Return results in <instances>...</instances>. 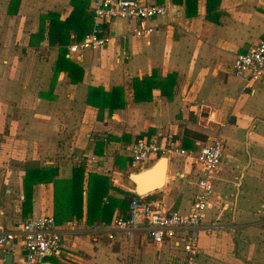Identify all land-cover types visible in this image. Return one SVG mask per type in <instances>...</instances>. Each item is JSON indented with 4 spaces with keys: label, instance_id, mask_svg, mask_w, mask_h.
<instances>
[{
    "label": "crops",
    "instance_id": "0c3cea01",
    "mask_svg": "<svg viewBox=\"0 0 264 264\" xmlns=\"http://www.w3.org/2000/svg\"><path fill=\"white\" fill-rule=\"evenodd\" d=\"M150 1L169 6L153 35L138 37L134 22L117 19L105 25L109 44L71 53L92 29L91 0H0V228L54 215L65 245L61 257L49 258L54 264H187L178 239L156 244L144 224L129 236L100 226L126 215L139 194L129 178L138 137L198 152L220 136L224 154L193 264H264V80L251 88L233 73L236 56L264 38V0ZM153 74L168 80V93L157 85L151 98L136 99L134 80ZM93 88H122L124 106L90 104ZM162 158L163 185L142 195L186 214L200 169L171 154L142 170ZM49 165L62 185L84 170L81 216L63 202L56 216L54 183L36 184L24 212L27 167ZM93 175L106 178L93 184L108 185L102 206L115 207L91 220ZM8 253L24 264L21 242L0 254V264Z\"/></svg>",
    "mask_w": 264,
    "mask_h": 264
},
{
    "label": "built area",
    "instance_id": "2783aa9c",
    "mask_svg": "<svg viewBox=\"0 0 264 264\" xmlns=\"http://www.w3.org/2000/svg\"><path fill=\"white\" fill-rule=\"evenodd\" d=\"M91 1L92 29L82 41L71 44V53L109 44L113 36L105 30V25L117 19L134 22V35L149 37L158 30L157 25L153 24L155 18L166 15L169 10L167 4L150 0ZM233 73L251 88L264 80V38L236 56ZM130 153L133 171L147 167L152 157H167L171 154L184 157L185 164L191 170L200 169L191 207L186 214L166 212L160 201L135 194L126 215H118L111 224L103 222L100 227L121 229L129 236L134 228L144 224L147 234L156 244L178 239V244L187 254V264H193L199 248L203 218L212 205L215 172L223 158L224 140L220 136L215 137L198 152H194L176 142L164 144L148 137H138L131 144ZM110 237L114 236L110 234ZM19 242L24 253V264H54L49 258L61 257L65 253L64 238L52 214L30 216L18 228H0V254Z\"/></svg>",
    "mask_w": 264,
    "mask_h": 264
},
{
    "label": "trees",
    "instance_id": "16d2710c",
    "mask_svg": "<svg viewBox=\"0 0 264 264\" xmlns=\"http://www.w3.org/2000/svg\"><path fill=\"white\" fill-rule=\"evenodd\" d=\"M157 76L151 75L143 79H135V98L136 99H149L151 98L152 88L155 86H162L163 93H168L167 90V81L157 82ZM167 82V83H166ZM122 93V88H115L112 92H105L100 88H93L88 97V102L92 105H99L98 107L105 108L106 106L110 107V110H114L119 107H123L125 101L120 95ZM170 95V94H168ZM96 99H100L101 103H96ZM58 173V169L54 165L45 166L44 168L36 167H27L26 175L24 178V192H25V201H24V212H28L32 208L33 201V190L34 186L38 183H54L55 185V205H56V216L60 208H62V202L65 203L70 212L73 215L81 216L83 209V175L84 170L79 168L75 169L74 176L70 183L67 182L62 185V182H59L55 179ZM105 177L101 176H92L91 186L88 191V208H89V217L91 220L93 218H106V213L109 212L112 214L114 212V205H104L103 199L107 195L108 185L106 188H94L93 184L95 181L104 182ZM62 192H64V198H61ZM60 214V213H59Z\"/></svg>",
    "mask_w": 264,
    "mask_h": 264
},
{
    "label": "water",
    "instance_id": "95a60500",
    "mask_svg": "<svg viewBox=\"0 0 264 264\" xmlns=\"http://www.w3.org/2000/svg\"><path fill=\"white\" fill-rule=\"evenodd\" d=\"M166 158H162L154 166L130 175V180L139 194H145L161 187L166 174ZM5 264H13V253H8Z\"/></svg>",
    "mask_w": 264,
    "mask_h": 264
},
{
    "label": "rangeland",
    "instance_id": "374dc122",
    "mask_svg": "<svg viewBox=\"0 0 264 264\" xmlns=\"http://www.w3.org/2000/svg\"><path fill=\"white\" fill-rule=\"evenodd\" d=\"M213 134H215V133H213Z\"/></svg>",
    "mask_w": 264,
    "mask_h": 264
}]
</instances>
